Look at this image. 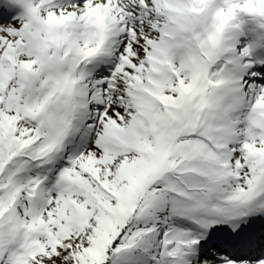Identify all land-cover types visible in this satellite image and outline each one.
I'll return each mask as SVG.
<instances>
[{
	"label": "snow or ice",
	"instance_id": "obj_1",
	"mask_svg": "<svg viewBox=\"0 0 264 264\" xmlns=\"http://www.w3.org/2000/svg\"><path fill=\"white\" fill-rule=\"evenodd\" d=\"M260 48L264 0H0V264H264Z\"/></svg>",
	"mask_w": 264,
	"mask_h": 264
},
{
	"label": "clouds",
	"instance_id": "obj_2",
	"mask_svg": "<svg viewBox=\"0 0 264 264\" xmlns=\"http://www.w3.org/2000/svg\"><path fill=\"white\" fill-rule=\"evenodd\" d=\"M230 18H231V14L230 13H225L223 16L219 17L216 20L217 30H219L221 27H223V25L225 23H227ZM253 19H254V22L256 24V27L259 28L262 21L261 20H256L255 18H253ZM241 23H243V21H241Z\"/></svg>",
	"mask_w": 264,
	"mask_h": 264
}]
</instances>
